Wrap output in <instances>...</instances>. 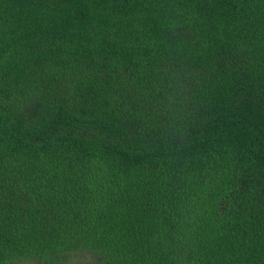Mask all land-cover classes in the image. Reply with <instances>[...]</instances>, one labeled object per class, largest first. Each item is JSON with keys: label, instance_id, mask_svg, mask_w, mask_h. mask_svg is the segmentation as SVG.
<instances>
[{"label": "trees", "instance_id": "obj_1", "mask_svg": "<svg viewBox=\"0 0 264 264\" xmlns=\"http://www.w3.org/2000/svg\"><path fill=\"white\" fill-rule=\"evenodd\" d=\"M0 264H264V0H0Z\"/></svg>", "mask_w": 264, "mask_h": 264}]
</instances>
